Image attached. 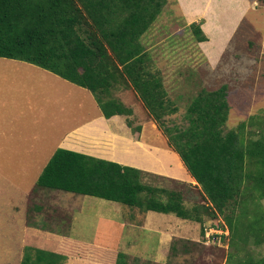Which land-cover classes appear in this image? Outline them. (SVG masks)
<instances>
[{
    "label": "rangeland",
    "instance_id": "1",
    "mask_svg": "<svg viewBox=\"0 0 264 264\" xmlns=\"http://www.w3.org/2000/svg\"><path fill=\"white\" fill-rule=\"evenodd\" d=\"M178 2L194 4L196 20L190 22ZM182 2L166 0L162 13L142 37L152 55V66L160 70L169 96L178 103V110L169 114L172 116L167 118V123L172 125L170 117H173L176 122L186 125L183 117L196 90H217L225 84L230 104L226 129L246 121L251 115L263 114L264 0ZM193 22L201 24L207 40L195 38ZM19 62L27 65L14 63L20 67L16 69L13 62L0 57V264H20L22 257L27 258L30 254H34L33 257L51 253L39 249L40 244L34 241L37 233L31 234L27 228L38 227L42 231L39 235H47L50 231L46 227H56L54 223L66 227L61 221L62 216L72 229L70 241L63 242L58 257L73 260V264H95V260L72 256L86 243L94 242L126 251L128 264H164L175 237H181L190 247L177 258L181 264H226L232 249L230 236L218 241L208 236L223 232L213 226L221 224L222 216L206 217L204 226L208 227V233L203 235L201 223L174 213L148 211L146 217L140 215L137 221H131L128 217L131 209L119 202L36 186L41 171L66 139L71 138L74 144L87 145L86 148L94 149L95 154L104 153L108 157L120 153L114 149L120 144L116 142L119 135L132 136L140 142L148 138V147L153 151V158L146 160L151 170L144 177L145 182L182 191L188 206L201 200L195 180H184L185 177L172 174L169 169L166 162L170 161L173 166V161L164 149H171L166 144L165 133L151 115L109 118L101 127L90 123L86 129L77 128L63 136L82 117L98 113L94 94L67 80H60L61 77L35 64ZM114 94L130 108L134 104L130 98L137 97L132 86L116 89ZM83 101L87 102V108H82L78 115L62 114L61 104L67 110L75 107L78 110ZM129 119L133 121L132 126L128 124ZM140 124L141 129L136 128ZM152 124L159 130V138L152 133ZM153 135L154 139L151 138ZM129 156L132 157L125 154L126 158ZM176 168L182 170V164ZM261 202L264 205V198ZM137 224L139 226H135ZM157 229L168 234L164 236L163 231L158 234ZM224 232L229 233L228 230ZM250 247L255 255L264 256V243ZM137 256L140 260H136ZM158 257L159 262L155 260Z\"/></svg>",
    "mask_w": 264,
    "mask_h": 264
},
{
    "label": "trees",
    "instance_id": "2",
    "mask_svg": "<svg viewBox=\"0 0 264 264\" xmlns=\"http://www.w3.org/2000/svg\"><path fill=\"white\" fill-rule=\"evenodd\" d=\"M165 4L166 0H0V57L35 64L89 90L107 118L132 114L114 94L132 86L197 181L201 200L188 206L182 191L145 182L149 172L63 147L43 168L36 186L119 202L131 209V221L148 211L174 213L201 223L203 235L208 233L206 217L222 216L221 224L213 226L223 232L208 236L215 241L230 236L226 264H264V256L250 247L264 243V113L226 129L230 104L225 84L217 90H196L183 117L186 125L173 117L172 125L167 123L178 103L169 96L142 41ZM191 27L198 41L208 39L201 24L193 22ZM61 218L66 227L54 223V229L68 237L72 228ZM189 248L181 237L174 238L166 264H181L177 258ZM74 254L103 264H128V253L94 243ZM31 255L20 264L64 262L54 252L35 259Z\"/></svg>",
    "mask_w": 264,
    "mask_h": 264
},
{
    "label": "crops",
    "instance_id": "3",
    "mask_svg": "<svg viewBox=\"0 0 264 264\" xmlns=\"http://www.w3.org/2000/svg\"><path fill=\"white\" fill-rule=\"evenodd\" d=\"M180 1L182 2V0H180ZM178 3H179V6L181 7L182 11L185 12L184 15L187 17V19L191 20L190 22L196 20V13L197 12L195 10L194 4L183 3V2L182 3L178 2ZM7 60H9L10 62H13L12 64H14V63L15 64H22V65L26 64L24 62H19V60H14V59H7ZM20 61H22V60H20ZM14 68L20 69V67L18 65H15ZM56 76H58V75H56ZM60 80H65V79L61 78ZM78 88H81V87H78ZM96 101L94 103V106H96L98 108V110H97L98 113H94L92 115H86L85 118L82 117V120H80L74 128H71L70 130L65 132L63 134V136H66V133H68V132L70 133V131H72L74 129H77V128H79V129L80 128H85L86 129L90 125V123H93L95 125L97 123L98 125H96V126L101 127V124L102 123L105 124V121L106 122L109 121V118H121L122 119V117H124V115H147V116L151 115L147 111L143 101L138 97V95H137V97H135L134 100H131V98L129 100V101H132V103H134L133 106H132V110H133L132 114H114L112 117H109V118L104 116L101 107L99 106L98 102H96ZM61 105H62V108H63V113H62L63 115H78L81 112L82 108L83 109L87 108V106H86L87 102H85V101H83L82 104H79L80 106L78 107V110L76 109V107L72 108L71 110H67L64 107L63 104H61ZM73 111L75 112V114L73 113ZM106 124H108V123H106ZM151 130H152V133L153 134L155 133L157 138H159L158 135H159L160 132L157 129V127L154 126V124L151 125ZM60 139H61V137H60ZM117 141L120 143L118 147L122 146V144H124V146L120 147V148H118V147L114 148V149L120 151V153L119 154L118 153H113L111 155H108V157L104 153H98L99 155L95 154V150L94 149H92V148L91 149H87L86 148L87 145H86V147H82V146H79L77 144H74L73 142H71V138L68 139V140L66 139L65 142L60 145V147L68 148V149H71V150H75V151L86 153V154H90V155H94V156H97V157H100V158H105V159H108V160H111V161H115V162L121 163L123 165L133 166V167L139 168L140 170H142L144 172H148V171L151 170V167H149L150 165H148L146 163V160H148L150 158H153L152 155H151V153L153 151L150 149V147H148L149 146L148 143H147L148 138L145 139V140H142L140 142L139 140H137V138H134L132 136L128 137V136H120L119 135V137L116 140V142ZM142 143H144L142 146L138 145V144H142ZM166 144H167V146L169 145L168 143H166ZM169 148L171 150H169L168 148H165L164 152H166V153L169 152L168 155H170L171 158H172L173 166L170 165V161L166 162L168 167H169V169L172 171V174H175V175L178 174L182 178L185 177L184 180L186 178H187L188 181H189V179L190 180H195V178L192 176V174L189 172V170L185 166L180 154L177 151H175L172 147H170V145H169ZM106 152H107V150H106ZM164 152L162 153L163 157H164ZM125 154L131 155L132 157L129 156V158H126ZM179 163L182 164V167H183L182 170L176 168ZM196 183H197V181H196ZM146 215H147V212H146ZM123 225L126 226V223L124 222ZM130 225H133V223L130 222ZM135 226H139V225L137 224ZM142 226H144V225H142ZM51 227L53 229L52 228H46L47 231H50V232H47V235H43V236L39 235V233L41 234L42 231L38 227H35V226L28 227L27 228V232H29L31 234H33V232L37 233V237L35 238L34 241H37L38 244H40V245H38V246L41 247L39 249H43L44 248L43 250H47V251H51L52 250L51 252L58 253V250L61 249V246H62L63 242H66L67 240L70 241V238H69V236L66 237L64 232H61L59 229L58 230L56 228L54 229V226H51ZM157 230L159 232L158 234H160L163 231L162 229H157ZM132 231L134 232V228H132ZM163 233H164V236H166V234H168V232H166V231H163ZM130 237L133 239V236H130ZM173 239L171 240V243H172ZM97 241L101 242L98 239H97ZM94 244H97V245H100V246H104V247H108V248H111V249L116 250V251H123V250H119V247H115V246H110V245L105 246V245H101V244H98V243H95V242H94ZM137 244H138V242H137ZM123 252L127 253L126 251H123ZM150 253H152V252L150 251ZM141 255H143V254H141ZM72 256L75 259L95 260V262H94L95 264H103L101 261H99V260H97V259H95L93 257L85 258V257H82V256L81 257L80 256H75L74 253H72ZM141 258L143 259L145 257L142 256ZM23 259H25V258L22 257V260ZM168 259H169V257H168ZM155 260L158 261V262L160 261L159 257L156 258ZM63 261H64L63 264H73L74 263L73 260L67 261V258L63 259ZM167 261L164 264H166ZM76 262H78V261H76ZM110 264H115V263H110Z\"/></svg>",
    "mask_w": 264,
    "mask_h": 264
}]
</instances>
